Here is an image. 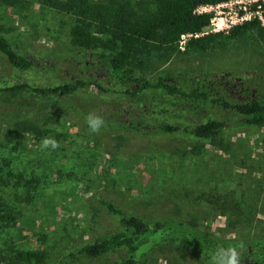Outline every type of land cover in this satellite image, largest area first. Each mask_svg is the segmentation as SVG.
Masks as SVG:
<instances>
[{"label": "rangeland", "instance_id": "rangeland-1", "mask_svg": "<svg viewBox=\"0 0 264 264\" xmlns=\"http://www.w3.org/2000/svg\"><path fill=\"white\" fill-rule=\"evenodd\" d=\"M72 24L70 15L42 6L41 0L0 1V33L33 61V67L19 69L0 53V171L8 162L16 178L21 176L17 187L0 173V201L19 210L13 212L14 223L0 222L1 247L45 249L52 264H116L127 256L125 250L93 259L68 256L122 231L104 202L129 215L182 221L218 237L250 233L255 221L264 219L260 210L250 214L251 224L243 220L234 227L231 214L223 211L227 204L259 209L264 204L259 198L264 195V127L240 124L230 111L178 95L131 103L104 69L80 72L70 44ZM178 47L180 52L166 60L152 58L136 76L147 80L162 74L187 85L203 76L231 75L222 85L211 79L207 87L235 102L261 96L255 91L264 89V79L253 86L243 77L264 73V32L248 29L201 52H185L181 42ZM78 79L85 85L65 96L32 91ZM20 85L28 87L7 90ZM90 113L104 120L98 133L88 127ZM208 119L225 125L211 140L162 130ZM32 125L35 131L24 130ZM45 137L60 146L42 150ZM140 264L204 263L180 246L161 243Z\"/></svg>", "mask_w": 264, "mask_h": 264}, {"label": "trees", "instance_id": "trees-1", "mask_svg": "<svg viewBox=\"0 0 264 264\" xmlns=\"http://www.w3.org/2000/svg\"><path fill=\"white\" fill-rule=\"evenodd\" d=\"M3 4L12 5L16 0H0ZM228 0H41L42 6L51 8L61 14L70 15L73 24L70 27V44L76 64L83 75H88L94 68L100 67L108 72L123 94L133 104H144L145 98L151 95H178L191 103L217 107L236 115L240 124L264 127V89L260 85L264 73L249 77L251 84L259 86L256 94L260 97H247L235 102L224 93H212L209 87L211 79L224 84L233 77L221 74L218 77L203 76L187 85L169 81L162 74L141 79L136 76L137 70L146 68L152 58L167 59L180 52L179 43L183 35H190L184 42L185 52H201L213 45L228 40L238 39L248 29L264 32L258 19L246 21L233 26L226 32H206L213 13H198L201 6L216 5ZM264 16V9H263ZM0 53L10 65L19 69L33 67V61L19 55L11 40L0 33ZM264 72V71H263ZM82 79L66 83L55 88H34L33 92L46 95L65 96L83 87ZM262 85V84H261ZM101 90L100 86L97 85ZM28 87L14 86L12 91ZM225 129L223 122L208 119L190 127L166 125L162 130L168 132H186L202 140H211ZM24 130L35 131L36 127H24ZM8 184H20L21 176L10 170L8 162L1 168ZM16 188V187H15ZM16 197L18 196L15 193ZM28 199L29 193L23 195ZM264 200V195L259 197ZM257 198V199H259ZM107 210L116 215L122 224V231L106 238L86 244L71 252L68 256L77 258H98L117 249L125 250L127 256L116 264H140L150 252L161 243H172L194 254L204 264H211L215 252L231 246L243 244L238 249L241 253V264H264V219L255 221L250 233L240 232L233 238L205 234L184 222L173 219H143L129 215L110 203H103ZM225 214H231L235 223L245 220L252 223L250 214L260 210L264 217V204L251 207L235 203L226 205ZM3 207V209H2ZM17 207V206H16ZM258 208V209H257ZM11 213V216L9 214ZM19 210L13 205L0 201V222L14 223L13 212ZM2 228V227H0ZM8 244V243H7ZM0 245V263L8 264H52L47 263L45 249H20L16 244Z\"/></svg>", "mask_w": 264, "mask_h": 264}, {"label": "built area", "instance_id": "built-area-1", "mask_svg": "<svg viewBox=\"0 0 264 264\" xmlns=\"http://www.w3.org/2000/svg\"><path fill=\"white\" fill-rule=\"evenodd\" d=\"M264 0H228L216 5L201 6L198 13H213L208 26V32H228L230 28L253 19L262 20ZM183 35L181 43L184 44L187 37Z\"/></svg>", "mask_w": 264, "mask_h": 264}, {"label": "clouds", "instance_id": "clouds-1", "mask_svg": "<svg viewBox=\"0 0 264 264\" xmlns=\"http://www.w3.org/2000/svg\"><path fill=\"white\" fill-rule=\"evenodd\" d=\"M86 122L91 132L98 133L99 130L104 125V120L102 117L96 115L95 113H90L86 117ZM59 142L51 137H45L41 141V148L48 149L51 148L53 150L59 147ZM243 248V244H239L236 246H231L227 249L220 248L211 258V264H241L240 262V251L238 249Z\"/></svg>", "mask_w": 264, "mask_h": 264}]
</instances>
